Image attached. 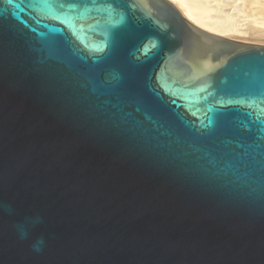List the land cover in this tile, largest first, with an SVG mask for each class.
I'll use <instances>...</instances> for the list:
<instances>
[{
	"label": "water",
	"instance_id": "95a60500",
	"mask_svg": "<svg viewBox=\"0 0 264 264\" xmlns=\"http://www.w3.org/2000/svg\"><path fill=\"white\" fill-rule=\"evenodd\" d=\"M0 264H264V45L0 0Z\"/></svg>",
	"mask_w": 264,
	"mask_h": 264
},
{
	"label": "rangeland",
	"instance_id": "374dc122",
	"mask_svg": "<svg viewBox=\"0 0 264 264\" xmlns=\"http://www.w3.org/2000/svg\"><path fill=\"white\" fill-rule=\"evenodd\" d=\"M187 1L194 3L199 7L201 6L202 9L204 8L203 10H205L207 15L209 16L210 14L209 16L210 18H223L230 22L232 21L236 25L235 27L236 33L239 35V37L244 39L243 41L264 45V17H260L256 19L255 17L248 16L246 13H244L241 10L242 6L240 1L238 0L237 1L236 0H231V1L230 0H187Z\"/></svg>",
	"mask_w": 264,
	"mask_h": 264
},
{
	"label": "bare ground",
	"instance_id": "6f19581e",
	"mask_svg": "<svg viewBox=\"0 0 264 264\" xmlns=\"http://www.w3.org/2000/svg\"><path fill=\"white\" fill-rule=\"evenodd\" d=\"M169 1L175 4V6L181 11L183 16H185L190 22L197 25L198 27L206 31H209L211 33H215L225 37H230L240 41L244 40L241 37H239V35L236 33V28H235L236 25L232 21L230 22L223 18H210L209 17L210 14L208 16L205 10H203L204 8L202 9L201 6L199 7L198 5L191 3L187 0H169ZM238 1L241 2V6H242L241 10L244 13H246L248 16L255 17L256 19L260 17H264V0H238Z\"/></svg>",
	"mask_w": 264,
	"mask_h": 264
}]
</instances>
